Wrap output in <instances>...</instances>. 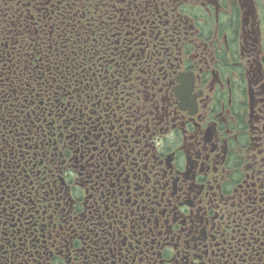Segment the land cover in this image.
<instances>
[{
	"label": "flooded vegetation",
	"instance_id": "obj_1",
	"mask_svg": "<svg viewBox=\"0 0 264 264\" xmlns=\"http://www.w3.org/2000/svg\"><path fill=\"white\" fill-rule=\"evenodd\" d=\"M0 169V264H264V0H0Z\"/></svg>",
	"mask_w": 264,
	"mask_h": 264
},
{
	"label": "snow or ice",
	"instance_id": "obj_2",
	"mask_svg": "<svg viewBox=\"0 0 264 264\" xmlns=\"http://www.w3.org/2000/svg\"><path fill=\"white\" fill-rule=\"evenodd\" d=\"M130 0H118V4L116 3V0H114V5L117 6L119 9H123L125 6L129 4ZM141 0H136V3H140ZM64 161H56L52 158L49 159L48 166L51 167L52 164L56 165V170L59 172H63V165ZM2 171V169H0ZM0 244H2V241H0Z\"/></svg>",
	"mask_w": 264,
	"mask_h": 264
}]
</instances>
